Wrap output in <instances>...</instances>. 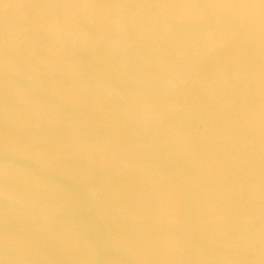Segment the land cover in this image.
<instances>
[{"label": "water", "instance_id": "1", "mask_svg": "<svg viewBox=\"0 0 264 264\" xmlns=\"http://www.w3.org/2000/svg\"><path fill=\"white\" fill-rule=\"evenodd\" d=\"M5 236L9 264H264L261 0H0V264Z\"/></svg>", "mask_w": 264, "mask_h": 264}, {"label": "clouds", "instance_id": "2", "mask_svg": "<svg viewBox=\"0 0 264 264\" xmlns=\"http://www.w3.org/2000/svg\"><path fill=\"white\" fill-rule=\"evenodd\" d=\"M5 64H7V61L5 62ZM5 175H7V164H5ZM5 200H7L8 198V193L7 191H5ZM8 252H9V247H8V238L7 236H5V246H4V255H3V261L8 262L9 264V257H8Z\"/></svg>", "mask_w": 264, "mask_h": 264}, {"label": "snow or ice", "instance_id": "3", "mask_svg": "<svg viewBox=\"0 0 264 264\" xmlns=\"http://www.w3.org/2000/svg\"><path fill=\"white\" fill-rule=\"evenodd\" d=\"M261 6L264 7V0H261Z\"/></svg>", "mask_w": 264, "mask_h": 264}]
</instances>
